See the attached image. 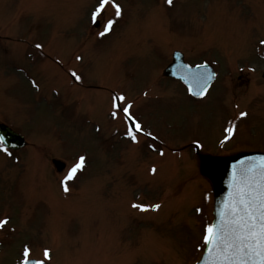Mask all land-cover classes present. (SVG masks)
I'll return each instance as SVG.
<instances>
[{"label":"rangeland","instance_id":"374dc122","mask_svg":"<svg viewBox=\"0 0 264 264\" xmlns=\"http://www.w3.org/2000/svg\"><path fill=\"white\" fill-rule=\"evenodd\" d=\"M116 2L121 16L108 5L93 19L98 0H0V119L30 142L0 150V218L10 215L17 231L0 264H19L26 247L45 264H195L213 197L193 142L212 153L264 151V0ZM108 20L111 31L100 35ZM88 26L95 35L83 43ZM172 47L191 63H218L205 98L161 86H173L160 83ZM146 86L151 97L130 111L153 135L171 139L168 151L146 138L135 144L124 124H110V90ZM178 149L182 160L163 161ZM80 156L83 168L65 180ZM53 158L66 163L60 173ZM151 164L159 168L147 178ZM132 200H160L159 208L135 209Z\"/></svg>","mask_w":264,"mask_h":264},{"label":"snow or ice","instance_id":"6c2138e0","mask_svg":"<svg viewBox=\"0 0 264 264\" xmlns=\"http://www.w3.org/2000/svg\"><path fill=\"white\" fill-rule=\"evenodd\" d=\"M166 3L171 5L173 0H166ZM108 5L115 9V16H121L122 8L116 0H98V4L92 12L93 19L102 13ZM113 24V20H108L104 32L100 35L110 32ZM37 47L42 46L37 45ZM72 75L77 80L81 79L75 72ZM205 91L206 88H201L196 94L203 95ZM112 107L114 109L111 113L113 117H116L119 112H123L127 117L130 123L126 135L131 140L137 141V135L143 131V126L131 113L132 104L126 103V97L119 94L113 97ZM239 115L243 117L247 114L241 112ZM226 132L228 135L225 136V140L233 134V127L230 126ZM4 141L5 137L0 135V150L7 152ZM84 164L85 157L80 156L69 169L65 180L74 179ZM152 171H155V168ZM241 173L246 179L235 184L231 200L225 211L221 213V222L218 225L209 224L205 229L203 240L206 245L212 246L210 251L216 252L218 257L214 258L213 264H264V160L258 167L253 165L247 169H241ZM64 190H69L67 185H65ZM133 207L147 210L148 208H159V205L134 204ZM199 210L197 209V211ZM6 223V219L0 220V227L5 226ZM29 253L30 249L26 247L23 264H30ZM44 256L49 257L48 249L44 250ZM31 264H45V261H31Z\"/></svg>","mask_w":264,"mask_h":264},{"label":"water","instance_id":"95a60500","mask_svg":"<svg viewBox=\"0 0 264 264\" xmlns=\"http://www.w3.org/2000/svg\"><path fill=\"white\" fill-rule=\"evenodd\" d=\"M181 58L182 56H179V59ZM201 68V66L195 67L194 69L190 68L191 75H200ZM211 79L212 77L209 78L203 87H207L211 82ZM187 83L196 87L195 83L193 84L189 81H187ZM198 85L199 84H197V86ZM0 131L8 136V140L12 142V146H20L23 143L22 137L16 135L4 125L0 126ZM262 160H264V153L258 152L241 153L236 156L227 157H214L209 155L201 156V171L211 179L215 189L216 218L214 224L218 225L221 222V213L225 211L231 200L235 184L246 179V177L242 176L241 169H247L253 165L258 167ZM241 162L244 163L242 164ZM211 248V245H207L204 255L197 264H213L214 258L218 257L216 252L210 251Z\"/></svg>","mask_w":264,"mask_h":264}]
</instances>
